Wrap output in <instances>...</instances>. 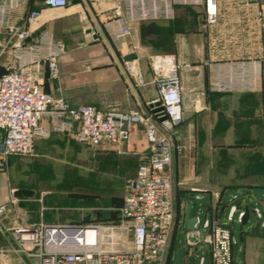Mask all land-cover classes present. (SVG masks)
Wrapping results in <instances>:
<instances>
[{
  "label": "crops",
  "instance_id": "1",
  "mask_svg": "<svg viewBox=\"0 0 264 264\" xmlns=\"http://www.w3.org/2000/svg\"><path fill=\"white\" fill-rule=\"evenodd\" d=\"M119 3L120 0H78L76 3L69 0L65 8L52 9L44 6L43 0H19L12 8L11 22L20 24L29 10H41L34 27L50 34L64 47L78 44L77 48L90 45L106 48L64 52L59 57L57 79H50L46 70L42 72V89L63 97L70 106L92 104L116 114L131 111L148 114L147 103L157 95L150 57L174 55L181 81L182 122L167 133L172 146L174 221L165 264H174L178 255L177 230L183 229L184 233L188 230L187 205L190 206L188 218L227 224L231 205L239 207L241 212L246 204L250 209L247 223L243 225L236 212L230 224L233 264H264V194L253 193L254 188H264V66L258 69L261 84L255 91L214 92L208 85L209 62L264 58V34L257 20L258 12L264 10V0H220L218 20L211 25L205 22L203 6L189 5L175 6L174 16L169 20L132 23L123 54L125 59L137 61L142 84L135 83L122 61V54L111 44L104 29V20L123 10ZM42 125L51 129L46 118ZM68 136L72 135L50 131L48 137L36 140V154L29 158L41 161L51 151L58 150L68 154L71 152L65 146ZM194 140H203L202 146ZM73 141L76 149L84 148L94 158L91 171L95 174L90 178L98 186L91 191V195H97L91 206L97 210L93 222L114 219L123 193L116 195L113 187L116 183L124 184L125 178L134 174L140 157L146 153L144 126L133 124L128 142L119 150L109 143L92 150ZM95 155L105 159L100 162ZM3 174H0V204H7L10 211L0 222L5 228L0 230V249L15 244L9 230L23 222L34 223L40 219L47 223L82 222L77 216L69 219L61 216L57 208L48 205L43 194L19 195L18 190L3 180ZM227 194L231 197L226 202ZM13 197L19 200L16 205L10 203ZM39 198L47 208L42 216ZM256 222L259 227L253 231ZM235 224L238 233L234 230ZM185 246L183 264H211L209 252L202 245ZM22 258L30 264L24 256L0 254L1 264H23Z\"/></svg>",
  "mask_w": 264,
  "mask_h": 264
},
{
  "label": "built area",
  "instance_id": "2",
  "mask_svg": "<svg viewBox=\"0 0 264 264\" xmlns=\"http://www.w3.org/2000/svg\"><path fill=\"white\" fill-rule=\"evenodd\" d=\"M18 1L0 0V166L10 156H35L36 140L48 137L50 131L69 133L77 143L92 150L102 143L119 150L128 142L131 126L138 123L144 126L147 150L134 174L124 180L123 200L115 208L114 219L91 223H47L43 219L23 222L9 230L15 244L0 249V254L21 255L30 264H165L174 221L172 146L167 133L182 122L181 81L175 56L150 57L157 95L147 103L148 114L137 111L116 114L92 104L70 106L63 97L45 92L40 83L44 70L52 80L59 77V57L65 47L34 27L41 10H29L20 24H13L12 8ZM120 1L123 10L104 20V29L111 44L122 54V61L136 84L143 83L141 69L135 59H125L123 54L132 23L169 20L177 5L203 6L207 25L217 20V0ZM68 2L43 0L44 6L52 9L65 8ZM257 20L264 29V10L258 12ZM260 66H264V58L209 62V89L255 91L261 84ZM45 118L51 129L43 127ZM18 201L14 197L10 199L14 205ZM38 201L42 216L47 208L42 198ZM238 210L236 205H231L227 224L197 218L194 228L184 233L186 244L206 248L211 264H233L230 224L236 212L242 220L244 211ZM9 211L7 204H0V222ZM15 212H18L16 208ZM255 213L260 216L256 208ZM0 230H5L1 223ZM125 232L131 235V247L115 249L118 241L114 236Z\"/></svg>",
  "mask_w": 264,
  "mask_h": 264
},
{
  "label": "rangeland",
  "instance_id": "3",
  "mask_svg": "<svg viewBox=\"0 0 264 264\" xmlns=\"http://www.w3.org/2000/svg\"><path fill=\"white\" fill-rule=\"evenodd\" d=\"M217 1L218 20L220 0ZM238 1L242 2L244 0ZM259 30L264 34V29L260 25ZM77 46L78 44H73L70 47H65V52L70 50H106L103 45H90L82 48H77ZM194 141H197V143L199 141V147L202 146L203 140ZM65 146L67 148L70 147L72 153L68 152L66 154L59 150L51 151L52 153L46 155L44 160L41 161L32 160L29 157L11 156L0 166V174L4 173L2 175L3 180H5L7 185L10 184L14 189L18 190L19 195L37 197L43 194L48 205L57 208L61 216L67 217L66 219L77 216L80 221L91 223L94 216H97V210L91 207L92 201H96L95 197L97 196L91 195V191L98 186L97 183H92V178H90L95 174L91 171L94 169L92 163L94 158L88 155L84 148L82 151L76 149L77 145L74 143L72 136H68ZM95 158L97 159L99 156L95 155ZM99 159L102 162L101 159L105 158ZM113 188L116 195L123 193V183H116ZM33 189L34 191H32ZM230 197L231 194H227L225 201L227 202ZM231 204L232 202L229 203V206ZM251 218H254L252 214ZM236 226L237 224H235V232L237 231ZM106 239L108 240V238ZM114 239L118 241L114 245L115 249L125 250L131 247V235L129 232L118 233L114 236ZM185 244L184 230L179 229L175 236L178 264L184 263L187 253ZM22 259L21 262L27 264V261L24 258Z\"/></svg>",
  "mask_w": 264,
  "mask_h": 264
},
{
  "label": "water",
  "instance_id": "4",
  "mask_svg": "<svg viewBox=\"0 0 264 264\" xmlns=\"http://www.w3.org/2000/svg\"><path fill=\"white\" fill-rule=\"evenodd\" d=\"M73 3L78 2V0H72ZM39 32L35 33L32 35L31 38H35L38 35ZM30 40V39H29ZM28 40V41H29ZM163 119V118H161ZM253 193L256 194H264V188H254L253 189ZM206 201V198L203 200V202ZM249 203V202H247ZM190 208L189 205H187V213H186V218H185V223L188 229H193L194 228V223L196 222L197 218H188V209ZM238 209H240L239 207H237ZM244 211V215L242 217V224H246L247 221L249 220V216H250V209H249V204H246L243 208ZM259 227V222H256L254 227H253V231H255L257 228ZM174 264H178V257L175 258V262Z\"/></svg>",
  "mask_w": 264,
  "mask_h": 264
}]
</instances>
